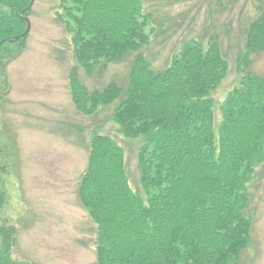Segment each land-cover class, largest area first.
Masks as SVG:
<instances>
[{"label":"trees","instance_id":"16d2710c","mask_svg":"<svg viewBox=\"0 0 264 264\" xmlns=\"http://www.w3.org/2000/svg\"><path fill=\"white\" fill-rule=\"evenodd\" d=\"M60 1L57 21L87 75L134 54L126 89L90 92L77 69L68 78L78 113L94 116L119 102L113 120L120 131L146 140L142 196L129 185L123 149L108 136L90 139L77 198L97 227V264H240L252 243L248 188L264 167V77L250 70L252 55L264 51V8L247 27L239 85L221 106L216 135L211 93L228 72L216 39L206 46L189 40L154 70L143 52L153 31L144 0ZM30 3L0 0V106L10 93L6 69L25 51ZM6 43L21 48L6 51ZM1 138L0 131V180L12 170ZM6 199L0 183V264H14L16 228L1 219Z\"/></svg>","mask_w":264,"mask_h":264},{"label":"rangeland","instance_id":"374dc122","mask_svg":"<svg viewBox=\"0 0 264 264\" xmlns=\"http://www.w3.org/2000/svg\"><path fill=\"white\" fill-rule=\"evenodd\" d=\"M59 5L60 0H34L25 51L6 69L10 93L1 102L0 131L12 170L0 180L7 198L1 219L16 228L14 264H97V227L77 198L94 135L108 136L123 149L129 185L144 196L138 166L144 137L129 138L120 131L113 120L119 102L84 116L75 109L68 88L70 72L77 69L90 92L109 84L126 89L134 54L87 75L57 21ZM259 7L264 8V0H144L143 11L151 14L153 31L143 52L154 70H164L189 40L206 46L216 39L220 45L228 72L211 93L216 135L221 106L239 85L238 58ZM2 48L15 51L21 46L6 43ZM250 70L264 77V51L252 55ZM248 190L252 243L240 264H264V167Z\"/></svg>","mask_w":264,"mask_h":264},{"label":"water","instance_id":"95a60500","mask_svg":"<svg viewBox=\"0 0 264 264\" xmlns=\"http://www.w3.org/2000/svg\"><path fill=\"white\" fill-rule=\"evenodd\" d=\"M33 2H34V0H32V2H31V4H30V7H32ZM26 22H27V24H28V27H27L26 32L23 34V36H26V35L30 32V29H31V25H30L29 20H26ZM15 41H16V40H15Z\"/></svg>","mask_w":264,"mask_h":264}]
</instances>
